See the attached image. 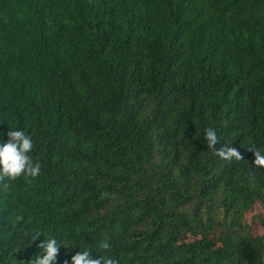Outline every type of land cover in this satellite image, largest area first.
<instances>
[{
    "label": "trees",
    "instance_id": "16d2710c",
    "mask_svg": "<svg viewBox=\"0 0 264 264\" xmlns=\"http://www.w3.org/2000/svg\"><path fill=\"white\" fill-rule=\"evenodd\" d=\"M9 126L43 167L0 191V264H28L35 230L54 264H264V0H0Z\"/></svg>",
    "mask_w": 264,
    "mask_h": 264
},
{
    "label": "clouds",
    "instance_id": "9594fccd",
    "mask_svg": "<svg viewBox=\"0 0 264 264\" xmlns=\"http://www.w3.org/2000/svg\"><path fill=\"white\" fill-rule=\"evenodd\" d=\"M10 127V126H9ZM8 141L0 143V191L7 192L12 184L19 178L25 180H35L42 172L43 164L39 156L33 157L35 143L30 135L24 130L10 127L7 133ZM204 141L207 148L211 149L213 154L220 160L231 162L234 159H242L241 153L227 144L220 146L216 131L212 127L204 130ZM253 152L254 160L252 166L264 169V154L256 148H249ZM43 236L44 239L37 245L39 253L34 255L28 264H54L59 252V245L55 236L46 235L41 230H35L25 237H30V242H35ZM22 248L26 247L25 240L22 239ZM98 248L107 251L110 248V242L99 240L96 242ZM67 264V262H65ZM71 264H119L115 257L99 255V258H91L90 251H79L71 258Z\"/></svg>",
    "mask_w": 264,
    "mask_h": 264
}]
</instances>
